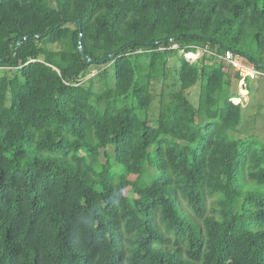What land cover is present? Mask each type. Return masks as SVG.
Returning <instances> with one entry per match:
<instances>
[{"label":"trees","instance_id":"1","mask_svg":"<svg viewBox=\"0 0 264 264\" xmlns=\"http://www.w3.org/2000/svg\"><path fill=\"white\" fill-rule=\"evenodd\" d=\"M226 51L264 68V0H0V264H264Z\"/></svg>","mask_w":264,"mask_h":264},{"label":"crops","instance_id":"2","mask_svg":"<svg viewBox=\"0 0 264 264\" xmlns=\"http://www.w3.org/2000/svg\"><path fill=\"white\" fill-rule=\"evenodd\" d=\"M235 77L236 81L234 82L232 75L231 93L234 94V97L241 92L245 94L240 104L242 119L236 130V139H252L253 142L261 144L264 142V85H258V87L256 85V88L254 86V92H252L250 83L264 81V78L247 80L245 86H241L238 75Z\"/></svg>","mask_w":264,"mask_h":264},{"label":"rangeland","instance_id":"3","mask_svg":"<svg viewBox=\"0 0 264 264\" xmlns=\"http://www.w3.org/2000/svg\"><path fill=\"white\" fill-rule=\"evenodd\" d=\"M254 49H256L255 47H254ZM253 53L254 54H256L257 53V50H254L253 51ZM204 54H208V52L206 53L205 51H202V50H199L198 52H196V53H194L193 55H190V54H187L186 55V53L185 54H183V52L182 51H180L179 52V55H183L185 58H187V59H190V61H192V62H195L194 61V59H196V58H198L196 61H198L199 59H201L202 57H203V55ZM174 65H175V61L173 60V58H171V60H170V66H171V70H173V67H174ZM107 69V67H105V66H96V67H93L92 69H91V74L88 76V77H95V81H96V84H95V86H96V88H100L101 86H102V84L99 82V77H98V74L101 72V71H103L104 69ZM108 70L110 71L111 69L110 68H108ZM112 71H113V69H112ZM235 70L234 69H232L231 68V75H233V80H234V82L236 81V75H235V72H234ZM87 77V78H88ZM86 78V79H87ZM86 81V80H85ZM167 82H169V84H171L172 83V80H171V78L167 81ZM239 85H240V83H239ZM256 85H257V87H258V85H264V81H257V82H251L250 83V88H252L251 90H252V92H254V86H255V88H256ZM199 86H200V84H197L196 86H194L192 89H190L189 91H187V96H188V98L190 99V101L192 102V104L194 105V106H197L198 105V99H199ZM237 86V85H236ZM151 89H152V91L156 94V96L157 97H159V95H160V93H161V83L160 82H158V81H152L151 82ZM230 91H232V88L230 87ZM245 91V90H244ZM157 100V99H156ZM155 105L157 106L158 105V101H156V103H155ZM243 114H244V111H243ZM236 132L237 131H231V132H229L228 133V137H229V139L230 140H235L236 139ZM252 140V139H251ZM256 143V142H255ZM256 145H259V146H264V142L263 143H256ZM103 162H105V159L104 158H102L101 159Z\"/></svg>","mask_w":264,"mask_h":264},{"label":"built area","instance_id":"4","mask_svg":"<svg viewBox=\"0 0 264 264\" xmlns=\"http://www.w3.org/2000/svg\"><path fill=\"white\" fill-rule=\"evenodd\" d=\"M187 54L193 55L194 53H186V55ZM219 58H221L223 61L228 63L232 67V69L235 70V73L239 77V83L241 86L242 85L245 86L247 80L264 78V68L257 69L255 67L248 65L240 57L234 56V54L231 51H226ZM197 59L198 58L194 59V61H196ZM243 96H245L244 93L242 92L239 93L238 96L232 98V102L234 104H241Z\"/></svg>","mask_w":264,"mask_h":264},{"label":"water","instance_id":"5","mask_svg":"<svg viewBox=\"0 0 264 264\" xmlns=\"http://www.w3.org/2000/svg\"><path fill=\"white\" fill-rule=\"evenodd\" d=\"M27 39H29V37L21 38V39L18 41V44L20 45V44L22 43V41L27 40ZM79 51H80V53L82 54V56H83L84 58L87 57L86 54H85V52H84V50H83V48H82V46H79ZM87 58H88V57H87ZM88 61H89L90 63L92 62V60H91L90 58H88ZM104 63H105V59H104L103 61H101V64H104Z\"/></svg>","mask_w":264,"mask_h":264}]
</instances>
